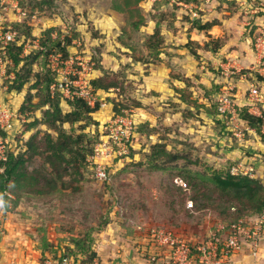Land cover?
I'll list each match as a JSON object with an SVG mask.
<instances>
[{"label": "rangeland", "instance_id": "rangeland-1", "mask_svg": "<svg viewBox=\"0 0 264 264\" xmlns=\"http://www.w3.org/2000/svg\"><path fill=\"white\" fill-rule=\"evenodd\" d=\"M2 5L6 6L3 12ZM0 14V32L16 31L17 42H24L28 31L36 37L28 41L31 44L49 37H60L63 42L70 39L76 49L69 55L94 62L96 70L99 65L108 73V81L119 83L109 95L100 96L112 104L110 110L139 109L147 116L136 131L134 148L121 161L109 164L111 182L98 180L87 165L79 190L67 187L40 194L39 189L47 187L52 178L43 154L44 132L51 130L37 125L25 136L21 133L34 116L42 118L47 107L36 90L35 106L22 114L27 92L12 90L16 70L13 65L6 68L0 80V108L14 113L17 130L5 133L0 129V141H4L6 154L12 150L24 155L23 171L35 180L29 185L23 179V186L11 191L2 233L8 217H15L35 243L32 259L37 264L59 260L67 247L75 250L79 241L93 243L96 251L110 225L113 229H108V236L118 235L120 240L136 236L137 224L191 226L193 217L184 214L186 198L198 206L238 205L248 214L264 208V151L255 143L263 140L243 121L219 114L225 98L239 112L245 103H253V87L263 93L264 85L244 71L264 76V54L256 46L257 38L264 36V0H0ZM206 23L215 27L195 29ZM157 25L160 44L150 49L147 40ZM189 41H194L192 50L187 48ZM218 45L223 47L214 52ZM36 50L28 48L22 56ZM93 75L97 78L100 73ZM254 103L257 112L263 110V102ZM96 117L100 124L109 120ZM81 124H76V132ZM37 132L33 142L39 152L27 151V142ZM86 132L96 133L93 126ZM157 144L183 159L164 163L163 170L153 169L150 156ZM240 165L243 173L252 167L254 177L239 178L253 182L246 179L228 188L215 183L217 173ZM177 177L188 182L189 194L176 186ZM49 247L57 257L48 252ZM41 250L47 251L46 256H41Z\"/></svg>", "mask_w": 264, "mask_h": 264}, {"label": "trees", "instance_id": "trees-1", "mask_svg": "<svg viewBox=\"0 0 264 264\" xmlns=\"http://www.w3.org/2000/svg\"><path fill=\"white\" fill-rule=\"evenodd\" d=\"M215 25L212 23H206L205 25H196V30H206L210 31L213 29ZM161 31L159 30V26L155 28V31L152 35H150L147 40L148 47L150 49L158 48L160 44ZM36 38L30 31L25 32V36L23 37L24 42H14L10 46L7 47V54L4 56L5 61H11L14 66V70H16V77L13 81L15 84L12 87V90H15L17 93H22L26 91V97L24 102L20 107V112L22 114L29 113L28 111L32 109L34 105V91H38L40 93V100H42L43 106H46L47 109L44 110V115L42 118L34 116L26 125V128L21 133L22 136H25L27 133L31 132L30 129L37 125H45L48 129L55 133L56 137H54L51 131L44 132V139L46 149L43 151V154H46L47 163L50 165L51 171V179L47 187H41L39 189V193L46 195L51 194L52 192L65 190L67 187L72 188L73 190H79L80 184H82L86 177L87 172V159L93 155L94 148L98 141L100 140V122L94 118V114L100 111L99 104L95 108H91L86 102L75 99L73 101H65L61 93H56L55 95L51 94L50 87L52 83L55 81V75L52 73L49 67V56L54 53L53 49H58L59 52H62L64 58L69 57L68 47L71 46V40L67 39V42H63L60 40V37L52 40L50 37L45 41H38L40 43V49L36 51H31L26 57H23L24 52V44L30 39ZM157 40V42H156ZM194 41H189L187 44V48L192 50L191 45L194 44ZM159 43V44H158ZM64 44V46H63ZM223 46L218 45L214 49V52L219 51ZM35 50V48H34ZM56 52V51H55ZM194 56H197V53L193 52ZM8 64L6 68H8ZM104 69V68H103ZM101 66L98 65L97 70L95 69V73L99 72L100 76L97 78L94 77L92 81V85L96 91H105L108 92L111 89L118 88L119 83L115 80L108 81L109 78L108 73L104 71ZM247 74H254L257 80L258 85H264V76L259 73H251V71H244ZM33 82L32 85L28 87L27 84ZM27 86V87H26ZM63 102L68 103L69 111H64L62 109L61 104ZM113 112H115L113 110ZM121 109L118 112L120 113ZM239 120L245 122L252 129H255L260 137L264 141V112H262V116H257L251 114L249 112L248 107H242L239 112ZM82 123V124H81ZM76 124H81L78 129L79 133L75 131ZM65 125H68L70 128L67 129ZM90 126H93L95 134H91L86 132V129ZM0 129H2L0 127ZM3 130V129H2ZM5 132V130H3ZM99 131V132H98ZM6 133V132H5ZM39 132L35 135H32L27 142V151L30 152H39L38 148L34 145V139H37ZM3 138L6 135L3 134ZM6 154V153H5ZM5 160H0V197L3 199V207L5 210V215L9 213V201L12 197L11 191H14L15 188H21L23 185L21 184V180H25L29 185H33L34 178H28L25 171H23L27 160L24 155L17 154L11 150L8 154L5 155ZM151 161L150 166L153 169L163 170L165 169L164 163L172 164L177 162L180 159H183L181 156L176 155L166 149L165 146L155 145L151 152ZM160 158V162L157 160ZM233 168V167H232ZM232 169H229L227 173L215 175V183L219 187H231L233 185H238V181H245L247 178H239L241 175L236 176L231 173ZM66 178L69 179V185H66ZM113 178V173H111L110 178L106 182H111ZM188 182L182 178L177 177L174 181L176 186L186 194L190 192V186L188 184V190H184L180 185L179 181ZM249 182H253L252 178L247 179ZM11 195V196H10ZM193 202V208H187V202ZM185 213L191 215L193 217L194 223L196 225L185 226L182 227H169L174 231L179 233L185 232V229H196L200 230L199 227L202 225H206L209 223L210 225H218L223 224L226 229L234 223L238 219L245 218H255L261 215L264 211V208L261 210H255L258 213L248 214L249 212L246 209L241 208L238 205H231L228 207L222 208H213V206L208 205H197L196 201L192 198H186L184 204ZM213 211V212H212ZM108 225V224H107ZM104 227V229L107 227ZM139 225L143 224H137ZM164 226V225H158ZM103 229V228H102ZM100 229V230H102ZM104 231V230H102ZM101 231V232H102ZM0 237V242H1ZM93 244V243H92ZM92 244H86L84 241L76 242V249H72L71 247H67L66 252L63 253L62 257H60L59 261L62 262L64 258L74 259L72 264H80L82 260V264H93L97 257V251H94L92 248ZM54 257H57V252L53 250L52 247L48 249ZM47 251L41 250V256H46ZM1 258V252H0ZM82 258V259H80Z\"/></svg>", "mask_w": 264, "mask_h": 264}, {"label": "built area", "instance_id": "built-area-1", "mask_svg": "<svg viewBox=\"0 0 264 264\" xmlns=\"http://www.w3.org/2000/svg\"><path fill=\"white\" fill-rule=\"evenodd\" d=\"M5 7L2 5L4 8L2 12L6 10ZM21 15L26 16L25 13ZM1 20L3 19L0 14ZM16 38L17 32L12 29L0 32V80L5 75L6 65H12L11 61L4 60V56L7 54V47L16 42ZM37 43L38 41H33L32 44L26 42L24 53L28 52V48L40 49ZM256 46L264 54V36L257 38ZM94 66V62L85 61L84 58L77 55H69L68 58H64L62 52L59 51L50 54L49 67L55 75V81L50 87L51 94L61 93L65 101L80 99L91 108H95L99 104L100 111L105 110L109 102L107 99L100 100V94L92 85ZM255 90V87L251 90L253 112H250L262 116V113L256 111L254 101L262 103L264 96ZM219 114L230 118V120H239L238 112L227 98L222 101ZM14 117V113L9 109L7 112L0 108V127L8 133L17 130V121ZM139 126L136 112L128 109L114 114L112 111L109 120L101 123L99 127L100 141L96 144L93 155L87 159L91 171L94 172L98 180L108 181L111 175L109 164L115 160L121 161L134 148V139ZM5 152L4 141H0V160L6 159ZM241 168L242 165L233 167L231 173L236 176L254 177L252 167L245 168L244 173ZM179 185L184 190H188L189 186L185 181H179ZM187 208L192 210V201L187 202ZM5 216L3 199L0 197V237L4 234L1 223ZM205 226L199 227L200 230L185 229V232L179 233L166 226L146 224L137 227V235L133 236V240L137 244L138 251L142 252L151 263L159 261L167 254L171 264H218L241 253L246 248L249 249L252 257L256 258L259 255L264 242V211L255 218L238 219L228 229L223 224H211L208 228ZM95 262L93 264H97ZM60 263L70 264L67 258H64L62 262L59 260L48 261V264Z\"/></svg>", "mask_w": 264, "mask_h": 264}, {"label": "crops", "instance_id": "crops-1", "mask_svg": "<svg viewBox=\"0 0 264 264\" xmlns=\"http://www.w3.org/2000/svg\"><path fill=\"white\" fill-rule=\"evenodd\" d=\"M67 49L69 52H72L71 49L74 50L76 49V47L71 45ZM261 91L263 92L262 94H264V87L261 89ZM98 93L100 94V96L101 94L103 95L105 93L106 95H109V93L107 94V92L105 91H98ZM103 99L105 98H100V100ZM250 102L251 101L245 103L244 107L247 106L249 108V112H253L252 108L250 107V104L252 103ZM262 102L263 110L260 111V113L264 112V101ZM61 106L62 109L66 112L70 110L67 102H63ZM64 107H66L67 110H65ZM110 107H112V104L109 102V105L105 110L99 111L94 114V118L99 122L100 120L97 119V115H100L106 119L110 118L112 113ZM136 115L137 121L140 123V125L147 118L145 113L139 109L136 111ZM247 127H249L248 124ZM250 128L251 127H249V129ZM253 131L256 132L255 129H253L251 132ZM255 143L256 145H260V150L264 151V141H257ZM209 225L210 224L207 223L205 227L208 228ZM3 228L4 235L2 236L0 242V264H37V261H33L32 259V255L35 254V243L29 235L25 234L22 226L19 225L15 217H8V219L4 222ZM109 228L113 229V226L110 225L108 229ZM108 229L105 232L106 235H103V238L101 237L102 245H99L98 249H96L98 253L97 264H171L169 256L167 254L159 261L151 263L142 252L138 251V247L133 240V236L127 238L126 240H120L118 235L113 236L112 234L111 237L108 236ZM218 264H264V242L262 243L259 255L256 258L252 257L250 255L249 249L246 248L241 253L231 256L229 259H226L222 263Z\"/></svg>", "mask_w": 264, "mask_h": 264}]
</instances>
